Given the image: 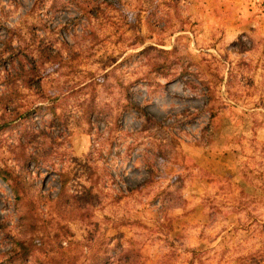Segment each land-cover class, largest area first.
<instances>
[{"label":"rangeland","instance_id":"1","mask_svg":"<svg viewBox=\"0 0 264 264\" xmlns=\"http://www.w3.org/2000/svg\"><path fill=\"white\" fill-rule=\"evenodd\" d=\"M0 170V264H264V0H0Z\"/></svg>","mask_w":264,"mask_h":264},{"label":"trees","instance_id":"2","mask_svg":"<svg viewBox=\"0 0 264 264\" xmlns=\"http://www.w3.org/2000/svg\"><path fill=\"white\" fill-rule=\"evenodd\" d=\"M10 34L11 32L8 31ZM35 55V60L31 61L29 60V65L27 66L26 71L24 70L23 64L19 61V73L20 76L22 73L27 75V78L30 79V81L35 79V76H37V72L35 64L38 62L39 64L43 62H60L59 58V52L58 50H50V48H42L36 50L34 53ZM28 79L25 81L27 82ZM134 107L133 105H130L129 108ZM52 111V110H50ZM0 176L6 179V175H3L2 170H0ZM12 192L17 195L18 190L15 187H12ZM10 255L7 256L6 262L8 264H29L30 262L35 263V264H45V262H42L41 260L38 259L37 256L34 254V246L31 242L26 241V240H12L11 241V247H10ZM41 252H45V250H41ZM107 259L108 257L104 254H92L89 257V263L90 264H107ZM91 261V262H90ZM58 259L56 258H50V261L48 264H58ZM88 263V264H89ZM63 264H80V263H75L74 257H66Z\"/></svg>","mask_w":264,"mask_h":264}]
</instances>
